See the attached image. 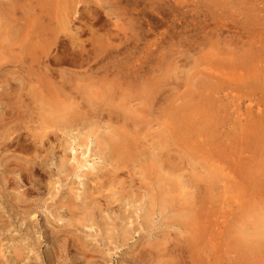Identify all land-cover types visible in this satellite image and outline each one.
<instances>
[{"label":"rangeland","instance_id":"374dc122","mask_svg":"<svg viewBox=\"0 0 264 264\" xmlns=\"http://www.w3.org/2000/svg\"><path fill=\"white\" fill-rule=\"evenodd\" d=\"M57 1L49 10L54 38L32 40L37 1L0 0L18 19L6 26L17 33L0 40V264H264V0ZM61 83L90 107L116 112L91 111L75 131L58 126L36 143L32 122L45 110L37 93ZM118 84L131 88L132 100L147 93L145 103L108 107L83 93ZM113 117L137 121V146L146 144L104 190L99 183L115 171L98 143L108 144ZM78 161L85 168L75 170ZM98 170L105 176L99 183L84 177Z\"/></svg>","mask_w":264,"mask_h":264},{"label":"bare ground","instance_id":"6f19581e","mask_svg":"<svg viewBox=\"0 0 264 264\" xmlns=\"http://www.w3.org/2000/svg\"><path fill=\"white\" fill-rule=\"evenodd\" d=\"M27 1V0H26ZM37 1V6L40 8V13H39V15H37V17L35 16V15H33L32 13V16H33V20L35 21V20H39L38 22H37V27H35L34 25L36 24H33L32 23V21L31 20H28L29 22V25H28V27L29 28H34V30H32V32L31 33H29V35L31 34V36H32V40L34 39V38H44L45 40L46 39H49V38H54V32L53 33H51V27H53V25H54V20L56 19V16H53L52 15V13L49 11L50 10V8L52 7V4H51V0H36ZM57 1V0H56ZM77 1V0H76ZM117 3H119L120 4V0H115ZM127 1V0H126ZM170 1V0H169ZM8 2V1H7ZM58 3H60V5H62L61 4V2H59V1H57ZM68 2V1H67ZM79 2V1H78ZM78 2H76V3H78ZM110 2V1H109ZM130 2V1H129ZM143 2H144V0H143ZM2 3V2H1ZM10 3H12V2H10ZM6 4V3H2V4H6V6L8 7V5H12V4H14V3H12V4ZM22 3V2H21ZM33 2H31V4H32ZM117 3H115V4H117ZM131 3V2H130ZM140 3V2H139ZM26 4H27V2H26ZM30 4V5H31ZM57 4V3H56ZM81 4V3H80ZM138 4V3H137ZM159 4V3H158ZM1 5V4H0ZM22 5V4H21ZM69 5H70V3H69ZM128 5H130L129 3H128ZM19 6V5H18ZM36 6V7H37ZM72 6V5H71ZM73 6H75L74 4H73ZM77 6V5H76ZM120 6V5H119ZM131 6V5H130ZM4 7V8H3ZM26 9H27V14H28V12H29V9H28V7H26V6H24ZM55 7V6H54ZM65 7V6H64ZM78 7V6H77ZM77 7L76 8H74L73 9V13H71L70 12V16H71V14H72V17H75L76 15H77ZM9 8H10V6H9ZM13 8L14 7H11L10 9L11 10H13ZM20 8V7H19ZM23 8V7H22ZM24 8V10H25V12H24V14L23 15H25V13H26V9ZM56 8H57V5H56ZM119 8V7H118ZM117 8V9H118ZM134 8V7H133ZM158 8V7H157ZM5 10V11H2L1 13H0V40L2 39V38H4V37H11L12 38V36L15 34V33H17V31H15V30H10L9 32L7 31V28H6V26L9 24L10 25V23H12V22H14V23H18V22H16L18 19H15V18H9V16L10 17H15L16 16V13H17V9L16 10H14V11H8L7 12V8H5V5L4 6H2L1 5V7H0V10ZM69 9V8H68ZM113 9V8H112ZM116 9V10H117ZM124 9H125V7H124ZM38 10V9H37ZM58 10V9H57ZM34 11V10H33ZM81 11V10H80ZM83 11V10H82ZM81 11V12H82ZM91 11H93V10H91ZM90 11V12H91ZM118 11V10H117ZM160 11V10H159ZM3 12H7L6 14L5 13H3ZM8 13H10V14H8ZM63 13H65V11L63 10ZM83 13V12H82ZM81 13V14H82ZM92 13V12H91ZM21 14V15H22ZM37 14V13H36ZM56 14H58V13H56ZM100 14V13H99ZM102 14V13H101ZM126 14V13H125ZM31 16V15H30ZM143 16H145V15H143ZM23 17V16H22ZM24 17H27L26 15L24 16ZM24 17H23V19H24ZM66 17L67 16H62V18H61V20H60V22H64V20L66 21ZM146 17V16H145ZM21 18V17H20ZM32 18V17H31ZM101 18V17H100ZM103 18V17H102ZM141 18V17H140ZM69 19V18H68ZM72 20H74V18L72 19ZM102 20V19H101ZM137 20V19H136ZM144 20V19H143ZM23 21V20H22ZM46 21H47V24H46ZM97 21V20H96ZM149 21V20H148ZM36 22V21H35ZM69 22V21H68ZM99 22V21H98ZM143 22V21H142ZM25 23H27V22H25ZM72 23V22H71ZM74 23V22H73ZM153 23V22H152ZM58 24V23H57ZM144 24V23H143ZM13 25V24H12ZM154 25V24H153ZM38 26H40V27H38ZM144 26V25H143ZM14 27V26H13ZM61 27V26H60ZM67 27V26H66ZM23 28V27H22ZM25 28V27H24ZM151 28V27H150ZM18 29V28H17ZM37 29V30H36ZM153 29V28H152ZM19 30V29H18ZM61 30V29H60ZM65 30V29H64ZM141 30V29H140ZM144 30V29H143ZM53 31V30H52ZM68 31V30H67ZM145 31V30H144ZM57 32V31H56ZM59 32H61V31H59ZM72 32V31H71ZM67 33V32H66ZM65 33V34H66ZM144 33V32H143ZM57 34V33H56ZM62 34V33H61ZM64 34V33H63ZM108 34H109V32H108ZM140 33H139V31H138V35H139ZM17 35V34H16ZM115 35V34H114ZM141 35H142V32H141ZM141 35H140V37H141ZM145 35V34H144ZM143 35V36H144ZM20 36V35H19ZM60 36V35H59ZM66 36V35H65ZM71 36V35H70ZM143 36L141 37V38H143ZM67 37H68V35H67ZM112 37H113V35H112ZM137 37V36H136ZM22 38V37H21ZM27 38V37H26ZM56 38V37H55ZM101 38V37H100ZM103 38V37H102ZM115 38V37H114ZM139 38V37H138ZM140 38V39H141ZM145 38V37H144ZM20 39V38H19ZM23 39H25V38H23ZM67 39V38H66ZM112 39V38H111ZM30 40V39H29ZM45 40H43V41H45ZM57 40V39H56ZM113 40V39H112ZM143 40V39H142ZM21 41V40H20ZM28 41V40H27ZM31 41V40H30ZM35 41V40H34ZM55 41V40H54ZM58 42V41H57ZM135 42V41H134ZM249 42V41H248ZM5 43V42H4ZM12 43V42H11ZM19 43V42H18ZM30 43V42H29ZM47 44V43H46ZM101 44V43H100ZM243 44V43H242ZM19 45V44H18ZM27 45V44H26ZM40 45V44H39ZM8 46V45H7ZM90 46V45H89ZM28 47V46H27ZM32 47V46H31ZM34 47H35V45H34ZM46 47V46H45ZM99 47V46H98ZM11 48V47H10ZM20 48V47H19ZM37 48V47H36ZM135 48V47H134ZM247 48V47H246ZM1 49V48H0ZM40 48H38L36 51H38ZM48 49V48H47ZM90 49V48H89ZM125 49H126V47H125ZM28 50V49H27ZM32 50V49H31ZM35 50V49H34ZM101 50H102V48H101ZM123 50V49H122ZM121 50V51H122ZM127 50H128V48H127ZM33 51V50H32ZM40 51V50H39ZM39 51H38V54H39ZM80 51V50H79ZM110 51V50H109ZM18 52V51H17ZM81 52H83V51H81ZM86 52V51H85ZM108 52V51H107ZM111 52V51H110ZM3 53V52H2ZM29 53V52H28ZM102 53V52H101ZM121 53V52H120ZM119 53V54H120ZM20 54H21V52H20ZM19 54V55H20ZM71 54V53H70ZM89 54V53H88ZM122 54V53H121ZM43 55V54H42ZM80 55V54H79ZM110 55V54H109ZM17 56V55H16ZM49 56V55H48ZM86 56V55H85ZM23 57V56H22ZM25 57V56H24ZM33 57V56H32ZM36 57V56H35ZM41 57V56H40ZM83 57V56H82ZM90 57H91V55H90ZM96 57V56H95ZM250 57V56H249ZM30 58V57H29ZM38 58H39V56H38ZM51 58V57H50ZM60 58V57H59ZM72 58V57H71ZM17 59H18V57H17ZM26 59V58H25ZM31 59V58H30ZM41 59V58H40ZM70 59V58H69ZM90 59V58H89ZM52 60V59H51ZM57 60V59H56ZM55 60V61H56ZM76 60V59H75ZM81 60V59H80ZM20 61H22V59L20 60ZM19 61V62H20ZM27 61V60H26ZM37 61V60H36ZM39 61V60H38ZM73 61V60H72ZM16 62H17V60H16ZM15 62V63H16ZM23 62V61H22ZM35 63V62H34ZM42 63V62H41ZM76 63V62H75ZM7 64V63H6ZM43 64V63H42ZM72 64V63H71ZM1 65V64H0ZM10 65V64H9ZM21 65H22V63H21ZM24 65V64H23ZM31 65V64H30ZM29 65V66H30ZM46 65V64H45ZM85 65V64H84ZM43 66V65H42ZM47 66V65H46ZM244 68V67H243ZM21 69V68H20ZM47 69V68H46ZM39 70V69H38ZM43 70H45V69H43ZM48 70V69H47ZM101 70V69H100ZM129 70V69H128ZM156 70V69H155ZM213 70V69H212ZM219 70H221V69H219ZM131 72V71H130ZM134 72V71H133ZM76 73V72H75ZM118 73V72H117ZM124 73V72H123ZM136 73V72H135ZM137 73H139L140 74V72H138L137 71ZM162 73V72H161ZM160 73V74H161ZM223 73V72H222ZM227 73V72H226ZM235 73V72H234ZM56 74V73H55ZM119 74V73H118ZM145 74V73H144ZM225 74V73H224ZM66 75V74H65ZM136 75V74H135ZM161 75H163V73L161 74ZM205 76H206V74H204ZM213 75V74H212ZM257 75V74H256ZM263 75V74H262ZM115 76V75H114ZM137 76V75H136ZM145 76V75H144ZM203 76V75H202ZM37 77V76H36ZM40 77V76H39ZM63 77H65L64 75H63ZM120 77V76H119ZM147 77V76H146ZM152 77H153V74H152ZM152 77H151V79H152ZM167 77V76H166ZM207 77V76H206ZM208 77H210V75L208 76ZM5 78V77H4ZM117 78V77H116ZM148 78L150 79V76H148ZM198 78H200V77H198ZM246 78V77H245ZM263 78V77H262ZM63 79V78H62ZM140 79L142 80V75L140 76ZM150 79V80H151ZM167 79V78H166ZM196 79V78H195ZM201 79L203 80L204 79V77L202 78L201 77ZM6 80V79H5ZM42 80H44V79H42ZM138 80H139V78H138ZM137 80V81H138ZM146 80V79H145ZM161 80H162V78H161ZM213 80V79H212ZM214 80H215V78H214ZM213 80V81H214ZM4 81V80H3ZM39 81V80H38ZM41 81V80H40ZM45 81V80H44ZM54 81V80H53ZM67 80H64V82H66ZM117 81H118V79H117ZM129 81V80H128ZM127 81V82H128ZM135 81V80H134ZM133 81V82H134ZM152 81V80H151ZM205 81H207V80H205ZM205 81L204 82H202V83H205ZM4 82H6V81H4ZM28 82H30V81H28ZM123 82V81H122ZM166 82V81H165ZM197 82H200V81H198V79H197ZM209 82V81H208ZM3 83V82H2ZM77 83V82H76ZM139 83V82H138ZM144 83H145V81H144ZM194 85H195V83L194 82H192ZM201 83V82H200ZM207 83V82H206ZM204 84L205 86H208L209 84H210V82L208 83V85L207 84ZM214 83V82H213ZM248 83V82H247ZM45 84V83H44ZM67 84V83H66ZM122 84V83H121ZM125 84V83H124ZM140 84H141V82H140ZM156 84V83H155ZM215 84V83H214ZM218 84H220V82H218ZM229 84H230V82H229ZM251 84V83H250ZM46 85V84H45ZM51 85V84H50ZM120 84H118V86H119ZM139 85V84H138ZM142 85V84H141ZM140 85V86H141ZM254 85V84H253ZM259 85V84H258ZM42 86V85H41ZM67 86V85H66ZM113 87V88H111V87H105L103 90H96V91H87V92H83V93H86V94H89L90 95V97L91 98H94V97H96L97 98V100H102V102H103V105L105 106V105H107V104H111V105H108V107L109 106H113L114 104H115V102L117 101V100H119V107H121V106H129V105H131V107H135V105H133V104H135V103H132V102H138L137 104L138 105H140L139 103H145V102H143L144 101V97H145V94L147 95V93H145V94H143L144 95V97L143 96H141V94L139 95V94H135V98H134V100H132L133 99V97L132 96H134L133 94H131V88H125V87H122L121 85L119 86V87ZM152 86V85H151ZM260 86V85H259ZM70 87V86H69ZM153 87V86H152ZM195 87V86H194ZM199 87H200V85H199ZM198 87V88H199ZM210 87V86H209ZM93 88H95V87H93ZM137 88H139V87H137ZM141 88V87H140ZM155 88V87H154ZM192 88V87H191ZM190 88V89H191ZM197 88V87H196ZM205 88H207V87H205ZM212 88V87H211ZM70 89H71V87H70ZM75 89V88H74ZM145 89V88H144ZM195 89V88H194ZM202 89V88H201ZM208 89V88H207ZM206 89V90H207ZM214 89V88H213ZM217 89V88H216ZM221 89V88H220ZM253 89V88H252ZM76 91H77V89H75ZM158 90V89H157ZM157 90H155V92L157 91ZM196 91L198 90V89H195ZM203 90V89H202ZM212 90V89H211ZM258 90V89H257ZM67 91H69L68 89L66 90V88H65V84H63V83H61V85L60 86H58V87H47V88H42L41 90H40V92H39V94L37 93V95L39 96L37 99H36V102L38 103V104H40V105H43L44 106V108H45V110H44V112L39 116V118L36 120V121H34V122H32V123H34V125H35V123H37V127H31L30 129H31V131H36V132H38V130L40 131L39 133H36V132H34L35 134H33V138H35L36 140H39V141H37L36 143H41V144H43V142H44V138H49L51 135H52V133H53V131L55 130V129H58V126H62V128H66V127H70L71 129H73V128H78V126H79V124H81L82 122L81 121H83V119H91V117H92V113H91V111L93 112V113H95V114H97V113H99V112H101L102 114H103V112L102 111H105L106 110V112L107 113H109V115L111 116V114H113V113H115L116 111H113V110H111V108H109V109H105V110H100V109H95V106L93 105V106H91L90 107V105H88V104H86V103H84L83 101H82V99H81V101L78 99V96L77 95H75V96H73V93H71V91H70V94H68L67 93ZM140 91V90H139ZM200 91V90H199ZM208 91V90H207ZM215 91V90H214ZM217 91H218V89H217ZM161 92V91H160ZM188 91H186V93H187ZM198 92V91H197ZM209 92V91H208ZM76 93V92H75ZM141 93V92H140ZM162 93V92H161ZM189 94H190V91L188 92ZM18 94V93H17ZM174 94V93H173ZM193 94V93H192ZM192 94L190 95V97L192 96ZM196 94L197 93H195V97H196ZM31 95V94H30ZM139 95V96H138ZM158 95L160 96V93H158ZM185 95H187V94H185ZM198 95V94H197ZM216 95H217V93H216ZM149 96V95H148ZM188 97V96H187ZM194 97V96H193ZM204 98H205V96H203ZM148 98V97H147ZM163 98V97H162ZM166 98V97H165ZM177 98V97H176ZM207 98V97H206ZM219 98V97H218ZM85 99V98H84ZM149 99H150V97H149ZM149 99H148V102H151V101H149ZM158 99V98H157ZM178 99V98H177ZM194 99L195 98H193V101H194ZM175 100V99H174ZM183 100V99H182ZM191 100V99H190ZM198 100V99H197ZM201 100V99H200ZM217 100V99H216ZM219 100V99H218ZM160 101V100H159ZM204 100H202V102H203ZM208 100L206 99V101H204V102H207ZM210 101V100H209ZM152 102H154V101H152ZM151 102V103H152ZM155 102H156V100H155ZM171 102H173L172 100H171ZM212 102H214V100L212 101ZM150 103V104H151ZM185 103V102H184ZM237 103V102H236ZM37 104V105H38ZM171 104V103H170ZM183 104V103H182ZM198 104V103H197ZM200 105V104H199ZM204 105H205V103H204ZM157 106V105H156ZM169 106V105H168ZM173 106V105H172ZM181 106V105H180ZM190 106H191V104H190ZM189 106V107H190ZM207 106V105H206ZM186 107V106H185ZM188 107V108H189ZM194 107V106H193ZM157 108V107H156ZM181 108V107H180ZM200 108V107H199ZM92 109V110H91ZM154 109V108H153ZM238 109V108H237ZM37 110V109H36ZM100 110V111H99ZM173 112H172V114H174V116H175V118H177V115H178V106L177 105H174L173 106ZM188 110V109H187ZM197 110V109H196ZM211 110V109H210ZM214 110V109H213ZM20 111V110H19ZM39 111V110H38ZM129 111H131V110H129ZM141 111H144V109L143 110H141ZM168 111H169V109H168ZM261 111V110H260ZM137 112V111H136ZM164 112V111H163ZM171 112V111H170ZM195 112V111H194ZM193 112V113H194ZM198 112V111H197ZM201 112V111H200ZM123 113V112H122ZM121 113V114H122ZM129 113V112H128ZM132 113V112H131ZM208 113H209V111H208ZM27 114V113H26ZM106 114V113H105ZM120 114V115H121ZM170 114V113H169ZM172 114H170L171 116H172ZM188 114V113H187ZM99 115V114H98ZM124 115V114H123ZM140 115V114H139ZM158 115V114H157ZM170 115H167V116H170ZM132 116V115H131ZM143 116V115H142ZM166 116V115H165ZM180 116V115H179ZM186 116V115H185ZM194 116V115H193ZM200 116H202V115H200ZM210 116V115H209ZM27 117V116H26ZM125 117V116H124ZM127 117V116H126ZM187 117V116H186ZM191 117H192V114H191ZM25 118V117H24ZM32 118V117H31ZM30 118V119H31ZM114 118V117H113ZM112 118V119H113ZM144 119L146 118V117H143ZM22 119V118H21ZM26 119V118H25ZM159 119H161V118H159ZM188 119V118H187ZM198 119H200V118H198ZM208 119V118H207ZM16 120H18V119H16ZM32 120V119H31ZM97 120H99V119H97ZM131 120H133L132 118H131ZM183 120V119H182ZM190 120H191V118H190ZM210 120V119H209ZM104 121H105V119H104ZM112 121V120H111ZM134 122H131L130 120H129V122H128V119H120L119 117H116V118H114V124L113 125H107V127H109V130L111 131V129H112V132L109 134H105L104 136H106L105 138L106 139H104L105 141L107 140V142H108V144L106 145V143L105 142H103V138H102V140L101 141H99V143H98V145H99V150H100V152H99V154H101V155H105L106 156V158L107 159H109L110 160V164L113 166V168H114V173L111 175V171L109 172L108 171V173H110V175H108V176H106V178H105V180L104 181H102V183H99L100 181H101V178H104L105 176H104V174L103 175H101L100 173H99V170H98V173L97 174H93L92 172H89V171H87L85 174H84V177L87 179V180H90V179H94V180H96L97 181V183H99V187L98 188H103V187H106V186H108V185H110L111 184V182L112 181H114V179L113 178H115L117 175H118V173H120L119 172V170L120 171H122V168L124 167V166H127L126 165V163L127 162H129L130 160H131V157H133V155L135 154V153H133L134 152V150L135 149H137V147H139L141 144H139V146H137V144L139 143L138 141H139V136L141 135V132H143L142 130V128H140V127H138V123H137V121L135 122V120H133ZM143 121H145V120H143ZM142 121V122H143ZM165 121V120H164ZM172 121V120H171ZM184 121V120H183ZM29 123H31V122H29ZM108 123V122H107ZM116 123V124H115ZM144 123V122H143ZM148 123H150V122H148ZM194 123V122H193ZM192 123V124H193ZM196 123V122H195ZM205 123V122H204ZM26 124V123H25ZM141 124V123H140ZM260 124V123H259ZM26 126V125H25ZM84 126V125H83ZM93 126H94V124H93ZM23 127V126H22ZM29 127V126H28ZM82 127V126H81ZM107 127H105L106 129H107ZM146 127H148V126H146ZM157 127V126H156ZM160 127V126H159ZM183 127V126H182ZM181 127V128H182ZM190 128V127H189ZM193 128V127H192ZM264 128V127H263ZM22 129V128H21ZM25 129H29V128H27V127H25ZM149 129V128H148ZM147 129V130H148ZM151 129V128H150ZM155 129V128H154ZM159 129V128H158ZM99 130H101V129H99ZM108 130V131H109ZM146 130V129H145ZM165 130H166V128H165ZM187 130V129H186ZM73 131H75L74 129H73ZM88 131V130H87ZM150 131V130H149ZM148 131V132H149ZM161 131V130H160ZM185 131V130H184ZM103 132V131H102ZM106 132V131H105ZM104 133V132H103ZM159 133V132H158ZM165 133V132H164ZM21 135L23 134V133H20ZM53 134H58V131H57V133L56 132H54ZM142 134H144V133H142ZM146 134V133H145ZM176 134H177V131H176ZM180 134V133H179ZM189 134V133H188ZM214 134V133H213ZM101 135H103V134H101ZM154 135V134H153ZM157 135V134H156ZM168 135V134H167ZM32 136V135H31ZM53 136H55V135H53ZM143 136H145V135H143ZM158 136H161L160 134L158 135ZM181 136V135H180ZM179 136V137H180ZM28 137L29 136H27V138H26V136H25V138L26 139H28ZM101 137V136H100ZM149 137V136H148ZM150 137H153V136H150ZM162 137H165L164 136V134L162 135ZM161 137V138H162ZM171 137V136H170ZM187 137V136H186ZM55 138H57L56 136H55ZM141 138V142H142V136L140 137ZM154 138V137H153ZM237 138V137H236ZM146 139H147V137H146ZM152 138H150L149 140H151ZM155 139V138H154ZM171 139H173V138H171ZM32 140V139H31ZM34 140V139H33ZM32 140V141H33ZM83 140V139H82ZM98 140V139H97ZM144 140H145V138H144ZM144 140H143V142H144ZM157 140H158V137H157ZM160 140V139H159ZM16 141V140H15ZM27 141V140H26ZM59 141V140H58ZM146 141V140H145ZM162 141H163V139H162ZM180 141V140H179ZM142 142V143H143ZM152 142H154V141H152ZM188 142V141H187ZM209 142V141H208ZM45 143H46V141H45ZM82 143V142H81ZM157 143H159L158 141H157ZM173 143V142H172ZM175 143V142H174ZM173 143V144H174ZM180 143V142H179ZM182 143V142H181ZM31 144H32V142H31ZM88 144V143H87ZM146 144V143H145ZM144 144V145H145ZM150 144V143H149ZM148 144V145H149ZM151 144H153L154 145V143H151ZM156 144V143H155ZM172 144V145H173ZM194 144V143H193ZM81 145H83V144H81ZM85 145V144H84ZM143 145V146H144ZM147 145V146H148ZM159 145V144H158ZM158 145H155V146H157L158 147ZM160 145H163V143H161L160 142ZM192 145V144H191ZM22 146V145H21ZM33 146V145H32ZM47 146V145H46ZM142 145H141V148L143 147ZM151 146V145H150ZM165 146V145H164ZM174 147H175V145H173ZM68 147V146H67ZM84 147V146H83ZM149 147V146H148ZM148 147H147V149H148ZM157 147H155L154 149H156ZM177 147V146H176ZM41 148V147H40ZM141 148H139V149H141ZM159 148V147H158ZM169 148V147H168ZM30 149H32V148H30ZM37 149V148H36ZM87 149V148H86ZM146 149V150H147ZM151 149V148H150ZM153 149V148H152ZM179 149V148H178ZM232 149V148H231ZM40 150V149H39ZM108 150V151H107ZM32 151V150H31ZM137 151V150H136ZM139 151V150H138ZM141 151V150H140ZM145 151V150H144ZM175 151V150H174ZM143 152V151H142ZM160 152V151H159ZM162 152V151H161ZM141 153V152H140ZM144 153V152H143ZM173 153H175V152H173ZM178 153V152H177ZM145 154V153H144ZM163 154V156H164V153H162ZM181 154V153H180ZM139 155V154H138ZM142 155V154H141ZM148 155V154H147ZM151 155V154H150ZM149 155V156H150ZM156 155V154H155ZM154 155V157H156ZM160 155H161V153H160ZM255 155V154H254ZM140 156V155H139ZM142 156H144V155H142ZM158 156V155H157ZM162 156V155H161ZM257 156V155H256ZM260 156V155H259ZM152 157V156H151ZM254 157V156H253ZM102 158H105V157H102ZM140 158H142L143 159V157H140ZM158 158V157H157ZM11 159V158H10ZM137 159V158H136ZM141 159V160H142ZM146 159V158H145ZM151 159V158H150ZM163 159H164V157H163ZM250 159V158H249ZM259 159H260V157H259ZM258 159V160H259ZM138 160V159H137ZM152 160V161H151ZM150 161L152 162V165L151 166H155V164H156V159L155 158H153V159H151ZM178 160V159H177ZM231 160V159H230ZM60 161V160H59ZM143 161V160H142ZM162 161V160H161ZM171 161V160H170ZM254 161H256V160H254ZM134 161L132 160V163H133ZM159 161H157V163H158ZM166 162V161H165ZM169 162V161H168ZM141 163V162H140ZM143 163V162H142ZM141 163V164H142ZM154 163V164H153ZM167 163V162H166ZM190 163V162H189ZM136 164V163H135ZM255 164V163H254ZM90 165V164H89ZM88 165V166H89ZM134 165V164H133ZM142 165H144V164H142ZM159 165V164H158ZM164 165V164H163ZM166 165V164H165ZM168 165V164H167ZM6 166V165H5ZM63 166H66V164L63 162ZM85 166V164L83 163V162H81V161H78L77 162V166H76V168H75V170H80V169H82V168H85L84 167ZM91 166V165H90ZM111 166V167H112ZM134 166H136V165H134ZM144 166H146V165H144ZM255 166V165H254ZM260 166H262V165H260ZM138 167H140V166H138ZM137 167V168H138ZM171 167V166H170ZM62 168V167H61ZM125 168V167H124ZM136 168V169H137ZM153 170H154V172H155V170L156 169H154V167H151ZM150 168V169H151ZM156 168H157V170L160 172V169H159V167L156 165ZM244 168V167H243ZM258 168V167H257ZM67 169V168H66ZM103 169V168H102ZM140 170H141V168H139ZM163 169V168H162ZM161 169V172L163 171ZM165 169V168H164ZM170 170L172 169V168H169ZM169 169H166V170H169ZM175 169V168H174ZM252 169H253V167H252ZM255 169H256V167H255ZM254 169V170H255ZM263 169V168H262ZM64 170H65V167H64ZM253 170V171H254ZM67 171V170H66ZM95 171V170H94ZM113 171V170H112ZM139 171V170H138ZM258 171V170H257ZM260 171H262V170H260ZM73 172V171H72ZM145 172V171H144ZM144 172H143V174H144ZM160 172V173H161ZM171 172V171H170ZM215 172V171H214ZM237 172V171H236ZM251 172V171H250ZM95 173V172H94ZM166 173H168V172H165V174ZM172 173V172H171ZM171 173H170V176H171ZM253 173V172H252ZM262 173V172H261ZM169 174V173H168ZM174 176H175V173H174V170H173V173H172ZM120 175V174H119ZM142 175V174H141ZM238 175V174H237ZM121 176V175H120ZM119 176V177H120ZM124 176V175H123ZM157 176H159L158 177V181H160V182H162V181H164V179H163V177H161V175H157ZM248 176H252V174L250 173V175H248ZM256 176H259L260 177V174L259 175H257L256 174ZM70 177V176H69ZM166 177H168V175L166 176ZM178 177V176H177ZM253 177V176H252ZM254 177H255V175H254ZM118 178V177H117ZM135 178V177H134ZM181 178V177H180ZM123 179V178H122ZM145 179V178H144ZM198 179V178H197ZM247 179V178H246ZM252 179V178H251ZM250 179V180H251ZM8 180V179H7ZM93 180V181H94ZM174 180V179H173ZM178 181L180 180L179 178L177 179ZM159 182V184H161ZM166 182V181H165ZM173 182V181H172ZM172 182H171V184H172ZM248 182V181H247ZM250 182V181H249ZM167 183V182H166ZM120 184V183H119ZM156 184V183H155ZM164 184V183H163ZM179 184H180V182H179ZM253 184V183H252ZM97 185V184H96ZM140 185V184H139ZM157 185V184H156ZM87 186H89V185H87ZM111 186H113L112 184H111ZM158 186H162V185H158ZM166 186V185H165ZM201 186H202V184H201ZM164 187V186H163ZM171 187V186H170ZM109 188H111V187H109ZM149 188V187H148ZM159 188V187H158ZM171 188H173V187H171ZM104 189V188H103ZM169 189V188H168ZM179 189V188H178ZM95 190V189H94ZM99 190V189H98ZM98 190H95V191H98ZM105 190V189H104ZM114 190V189H113ZM138 190V189H137ZM157 190V189H156ZM189 190V189H188ZM130 191H132V190H130ZM173 191V190H172ZM175 191V190H174ZM218 191V190H217ZM74 192V191H73ZM99 192V191H98ZM129 192V191H128ZM103 193V192H102ZM173 193H175V192H173ZM157 194V193H156ZM202 194V193H201ZM91 199V201H93V196H94V193L91 191V192H89V195H88ZM158 196V195H157ZM16 197V196H15ZM130 197V196H129ZM86 198V197H85ZM126 198V197H125ZM163 199V198H162ZM175 199V198H174ZM77 200V199H76ZM158 200V199H157ZM106 201V200H105ZM155 201V200H154ZM154 201H153V203H154ZM160 201V200H159ZM177 201V200H176ZM156 202V201H155ZM161 202H163V201H160V205H161ZM90 203V202H89ZM92 203V202H91ZM155 204V203H154ZM76 205V204H75ZM159 205V204H158ZM154 206V205H153ZM157 206V205H156ZM88 207V206H87ZM89 207H90V204H89ZM163 207V206H162ZM105 208V207H104ZM153 208V207H152ZM159 208V207H158ZM65 209V208H64ZM88 209H92V207L91 208H88ZM162 209V208H161ZM73 210H70V212H72ZM89 211V210H88ZM123 212V211H122ZM125 212V211H124ZM121 213V212H120ZM103 214V213H102ZM123 214V213H122ZM149 215H150V213H149ZM89 216H91V215H89ZM189 217H191V216H189ZM263 217V216H262ZM260 218L259 219V228H260V232L261 231H263V232H261L260 234L262 235V234H264V218ZM88 218V217H87ZM74 219V218H73ZM191 219V218H190ZM257 219V218H256ZM89 220V219H88ZM188 220H189V218H188ZM130 222V221H129ZM189 223V222H188ZM75 225H76V223H75ZM151 228H152V226H151ZM254 230H256V229H254ZM135 233V232H134ZM253 235V234H252ZM264 236V235H263ZM129 237V236H128ZM249 241V240H248ZM261 242V241H260ZM263 242V241H262ZM261 242V243H262ZM163 243V242H162ZM258 243V242H257ZM254 245V244H253ZM259 245V244H258ZM257 245V246H258ZM23 246V245H22ZM250 246V245H249ZM255 246V245H254ZM253 246V247H254ZM260 246V245H259ZM256 247V246H255ZM181 248V247H180ZM251 248V247H250ZM262 248V247H261ZM168 249V248H167ZM181 250V249H180ZM183 250V249H182ZM255 250V249H254ZM257 250V249H256ZM263 250V249H262ZM179 251V250H178ZM264 251V250H263ZM80 252V251H79ZM180 252V251H179ZM184 252V251H183ZM168 253V252H167ZM82 254V253H81ZM177 254H179V253H177ZM177 254L175 255V257L177 256ZM257 254H258V252H257ZM180 255H182V253L180 254ZM179 255V256H180ZM256 255V254H255ZM101 256H103V255H101ZM261 256H263V255H261ZM104 257V256H103ZM102 257V258H103ZM183 257V256H182ZM189 257V256H188ZM251 257V256H250ZM164 258V257H163ZM246 258V257H245ZM178 261V260H177ZM245 262V261H244ZM248 263H249V261H248ZM247 263V264H248ZM259 263V262H258ZM106 264V263H105ZM194 264V263H193Z\"/></svg>","mask_w":264,"mask_h":264}]
</instances>
